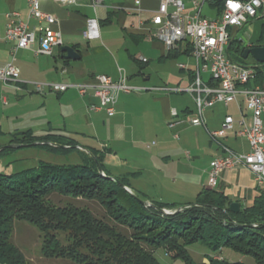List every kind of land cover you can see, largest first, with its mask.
<instances>
[{
	"label": "crops",
	"instance_id": "0c3cea01",
	"mask_svg": "<svg viewBox=\"0 0 264 264\" xmlns=\"http://www.w3.org/2000/svg\"><path fill=\"white\" fill-rule=\"evenodd\" d=\"M211 1L210 7H217L214 5L219 0ZM132 4L133 0H105L102 6L94 9L93 0H77L71 7L44 2L43 10L58 20L65 46L73 48L80 56L79 60L72 61L66 60L61 50L51 57L36 55L31 50L15 51V44L5 40L6 15L18 12L22 20L29 21L27 0H0V67L13 62L20 71L16 87L0 82V139L8 142L7 145L0 144L1 150L11 146L14 138L25 135L55 136L65 145L74 142L77 150L88 155L90 149L104 153V165L109 174L125 180L128 193L141 201L177 209L195 205L206 191H216L231 203H239L241 210L251 208L264 194V187L256 185L252 173L245 167L224 171L215 188L208 185L213 162L223 155L220 144L235 154L249 153V144L239 132L242 121L250 123L251 108L244 97L239 96L240 105L216 104L207 109L205 126L186 124L176 131L170 130L168 123L173 109L186 121L196 111L194 98L182 91L191 84L195 62L185 48L169 49L152 36V28L146 23L149 18L146 11H155L156 1L143 0L141 9L144 12L140 16L128 13ZM142 21L146 24L142 25ZM113 24L120 27L127 46L141 47L147 56L138 50L136 53L126 50V56H121L118 50V56L109 57L97 38L103 28ZM245 42L249 47L264 46V18L233 32L231 53L232 46L243 48ZM185 60L192 64L184 63ZM180 64L187 65L188 69H180ZM254 65L251 67H260L255 61ZM245 66H249L246 60ZM121 74L128 77L131 86L142 91L121 94L112 115L91 110L98 103L92 93L80 97L74 90L58 93L47 86L93 83L94 77L99 75L117 81ZM204 79L208 81V75ZM253 85L258 86L256 79L251 83ZM227 117L234 119L233 129L218 144L212 141L209 133L220 130ZM42 145L12 146H16L15 152L28 148L45 150ZM48 146L57 148L53 143ZM17 222L11 242L22 252L21 244L15 242L17 231L22 235V223ZM41 256L45 258L42 251ZM24 257L28 264L33 263Z\"/></svg>",
	"mask_w": 264,
	"mask_h": 264
},
{
	"label": "trees",
	"instance_id": "16d2710c",
	"mask_svg": "<svg viewBox=\"0 0 264 264\" xmlns=\"http://www.w3.org/2000/svg\"><path fill=\"white\" fill-rule=\"evenodd\" d=\"M223 1L214 6L220 8ZM231 49L233 53L230 49L228 52L232 60L245 65L244 48L237 45ZM263 68L264 65L257 68L255 79L264 88ZM36 143L58 155L76 152L81 163L72 166L41 163L13 175L0 173V264H28L11 242L17 221L39 230L45 258L67 259L75 264H161L156 256L161 249L184 264H245L224 258L221 256L224 250L264 264V194L251 208L233 214L227 197L206 191L195 205L166 216L158 210L175 208L160 203L144 207L138 197L125 190L128 187L125 180L109 174L104 153L90 149L88 155L77 150L74 142L65 145L55 136L25 135L14 138L11 145L32 147ZM49 143L57 148L48 146ZM13 150L0 147V157ZM53 195L71 201L97 202L106 218L70 202L56 206L51 201ZM193 245L208 248L211 255L207 263H196L191 258L188 249Z\"/></svg>",
	"mask_w": 264,
	"mask_h": 264
},
{
	"label": "built area",
	"instance_id": "2783aa9c",
	"mask_svg": "<svg viewBox=\"0 0 264 264\" xmlns=\"http://www.w3.org/2000/svg\"><path fill=\"white\" fill-rule=\"evenodd\" d=\"M51 1L62 7H71L77 0H27L29 21L22 20L18 12L6 15L5 40L15 44L19 49L31 50L36 55L53 56L65 46L62 32L58 29V20L45 12L42 4ZM105 0H93L94 9L103 5ZM158 3L155 11L149 14L147 24L152 28V36L169 49L183 47L190 50L195 62L193 81L184 90L193 96L196 111L188 121L181 119L179 113L171 111L168 128L176 131L182 126H205L204 112L216 104L228 106L238 103L242 96L252 110L250 123L242 121L239 134L249 144V153L235 154L220 144L223 155L214 160L209 174L208 185L215 188L220 175L227 170L238 167L248 169L257 186L264 187V88L253 85L257 67L236 63L228 52L233 32L259 19L264 18V0H224L221 9L210 7L211 0H154ZM143 0H133L128 13L140 16ZM205 6L214 12V16L204 13ZM142 21L141 24H146ZM143 62H146L143 59ZM180 69H188L180 64ZM203 75H208L206 81ZM20 79V71L13 64L0 67V82L6 86L16 87ZM128 77L121 74L117 81L108 76L94 77L93 83L52 84L51 90L64 93L74 90L80 97L89 93L98 101L91 107L92 111H105L112 115L121 94L140 93L142 89L131 86ZM41 90V88H39ZM171 92H182L180 89H169ZM240 105V104H239ZM234 119L227 117L218 131L210 132L212 141L219 144L233 129ZM177 137V135H175Z\"/></svg>",
	"mask_w": 264,
	"mask_h": 264
},
{
	"label": "rangeland",
	"instance_id": "374dc122",
	"mask_svg": "<svg viewBox=\"0 0 264 264\" xmlns=\"http://www.w3.org/2000/svg\"><path fill=\"white\" fill-rule=\"evenodd\" d=\"M110 0H106V2H109ZM204 13L207 16H214L215 13L210 11L208 6H205ZM81 30V28H80ZM124 34L122 33L119 26L116 24H113L112 26H107L102 29L101 36L97 38V42L99 45H103L107 50V55H111V57L114 55V57L118 56V50H120V55H125V51L129 50L132 53L141 52L144 54L143 50L139 48L136 49L135 46H127L126 40H124ZM191 49H187L188 52H190ZM139 54V53H138ZM147 56L146 54H144ZM126 56V55H125ZM110 57V56H109ZM153 58L151 56H148V58ZM187 60V59H186ZM184 61L186 64H192L188 63L189 61ZM114 63V62H113ZM246 63L249 64V66H256L254 65V61L252 57L246 60ZM207 77V75H206ZM203 75V78H206ZM184 95H189L193 98V96L189 93H184ZM194 100V99H193ZM11 107V106H10ZM9 109V108H6ZM13 125V124H12ZM0 144L7 145L8 142L6 139H0ZM15 147L11 148L14 149ZM40 162L42 163H48L52 165H58V166H72L81 163V159L77 154H69V155H62L57 156L48 153L47 151L40 149V148H28V149H20L17 151H11L10 153L5 154L4 156L0 157V173L6 174V175H13L17 174L19 172H22L24 170L32 169L37 167ZM51 201L56 206H64L67 203H73L80 207H86L89 210L93 212L96 216L100 218H106L104 210L100 207V205L97 202H89L84 200H77V201H71L68 199H62L57 195H53L51 197ZM18 223V222H17ZM22 223V235L19 231H17V238L15 239V242L17 244H21L22 247V254L25 255L27 258H30L33 263L31 264H75L72 261L69 260H63V259H45L41 256V249H42V238L39 230L31 226L30 224L26 222ZM24 227L27 231H24ZM61 240L63 241V235H60ZM20 242V243H19ZM189 254L191 258L196 263H207V257L211 255L210 251L207 247L202 245H193L188 249ZM156 256L161 264H184L182 260L179 259H172L170 255L166 253L163 249L158 250L156 252ZM224 258L230 260V261H242L245 264H256L255 261L250 257H241L238 254L233 253L229 250H224L221 254ZM42 257L43 260H39ZM220 258V257H218Z\"/></svg>",
	"mask_w": 264,
	"mask_h": 264
},
{
	"label": "water",
	"instance_id": "95a60500",
	"mask_svg": "<svg viewBox=\"0 0 264 264\" xmlns=\"http://www.w3.org/2000/svg\"><path fill=\"white\" fill-rule=\"evenodd\" d=\"M244 54H243V59L244 60H247L249 57H252V59L260 64V65H264V46H252V47H249V44L247 42H245L244 44ZM61 52L63 54H65V59L66 60H72V61H77L80 59V56L78 55V53L71 47L69 46H64L61 48ZM9 148H13V147H16V146H8ZM99 171L100 173L103 175V172L102 170L99 168ZM104 177V175H103ZM108 179H111L113 180L112 178H108ZM126 191L127 188H125ZM129 192V191H128ZM141 204L148 208V207H152L153 205L150 204V203H147V202H144V201H140ZM188 207H183V208H178V209H175V210H166V209H159L158 211L161 212L163 215H166V216H172V215H175L179 212H182L184 209H186ZM229 211L233 214H238L240 211H241V206L239 203H231L229 205Z\"/></svg>",
	"mask_w": 264,
	"mask_h": 264
}]
</instances>
